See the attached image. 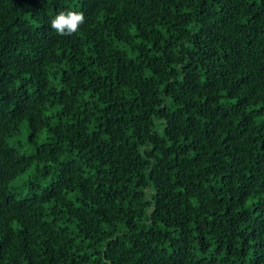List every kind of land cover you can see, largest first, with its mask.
Here are the masks:
<instances>
[{"label":"trees","instance_id":"trees-1","mask_svg":"<svg viewBox=\"0 0 264 264\" xmlns=\"http://www.w3.org/2000/svg\"><path fill=\"white\" fill-rule=\"evenodd\" d=\"M0 264H264V0H0Z\"/></svg>","mask_w":264,"mask_h":264},{"label":"clouds","instance_id":"clouds-1","mask_svg":"<svg viewBox=\"0 0 264 264\" xmlns=\"http://www.w3.org/2000/svg\"><path fill=\"white\" fill-rule=\"evenodd\" d=\"M84 22L85 15L82 11H60L51 20L50 27L61 36H71L79 31Z\"/></svg>","mask_w":264,"mask_h":264},{"label":"rangeland","instance_id":"rangeland-1","mask_svg":"<svg viewBox=\"0 0 264 264\" xmlns=\"http://www.w3.org/2000/svg\"><path fill=\"white\" fill-rule=\"evenodd\" d=\"M25 148H26V146H25Z\"/></svg>","mask_w":264,"mask_h":264}]
</instances>
